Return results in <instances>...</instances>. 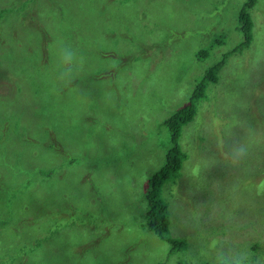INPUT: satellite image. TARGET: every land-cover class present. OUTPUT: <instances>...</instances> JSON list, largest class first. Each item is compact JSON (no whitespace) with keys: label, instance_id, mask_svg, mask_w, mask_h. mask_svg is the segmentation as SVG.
Instances as JSON below:
<instances>
[{"label":"rangeland","instance_id":"374dc122","mask_svg":"<svg viewBox=\"0 0 264 264\" xmlns=\"http://www.w3.org/2000/svg\"><path fill=\"white\" fill-rule=\"evenodd\" d=\"M247 1L0 0V264H216L226 242L264 264V0L157 190L181 246L152 229L146 199L166 121L243 41Z\"/></svg>","mask_w":264,"mask_h":264},{"label":"trees","instance_id":"16d2710c","mask_svg":"<svg viewBox=\"0 0 264 264\" xmlns=\"http://www.w3.org/2000/svg\"><path fill=\"white\" fill-rule=\"evenodd\" d=\"M255 5V0H248L239 14V29L242 31L244 39L235 48L227 53L221 61L213 65L199 82L194 90L190 102L177 109L173 115L166 121L167 127L171 133L172 145L166 154V160L163 166L150 179V188H147L146 199L149 204L148 219L152 229L164 240L173 244L174 247L181 246V243L169 237L168 207L158 193L159 187L163 184L169 175H174L180 171L183 162L186 159V152L183 148L180 137L182 127L191 121L196 113V102L206 96L208 84L214 81L215 73L223 66L229 54L242 51L253 41V20L250 15V9ZM218 42L220 40H217ZM208 52V50H206ZM201 54V52H200Z\"/></svg>","mask_w":264,"mask_h":264},{"label":"clouds","instance_id":"9594fccd","mask_svg":"<svg viewBox=\"0 0 264 264\" xmlns=\"http://www.w3.org/2000/svg\"><path fill=\"white\" fill-rule=\"evenodd\" d=\"M74 58V53L68 49L62 51L61 59L63 63H71ZM249 154V146L246 143H236L226 157L230 160L233 166H239L243 163ZM216 264H253L252 253L247 248L234 247L227 242L219 246L215 252Z\"/></svg>","mask_w":264,"mask_h":264}]
</instances>
